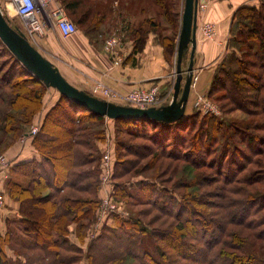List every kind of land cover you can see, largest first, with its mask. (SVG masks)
Returning a JSON list of instances; mask_svg holds the SVG:
<instances>
[{
  "label": "trees",
  "instance_id": "trees-1",
  "mask_svg": "<svg viewBox=\"0 0 264 264\" xmlns=\"http://www.w3.org/2000/svg\"><path fill=\"white\" fill-rule=\"evenodd\" d=\"M57 1L98 48L115 26L106 25L108 20H118L125 37L133 39L134 50L143 46L148 32H154L166 60L174 51L181 14L174 9L172 0H152L155 13L147 20L148 29L133 25L130 16L137 10L133 6L126 13L127 0H117L116 7V0ZM6 18L10 22L7 15ZM8 88L18 90L6 92ZM50 88L31 74L0 40V101L6 103L0 134L11 133V145L21 132L20 125L27 126L40 115L39 129L30 138L37 155L16 163L10 160L9 171L25 177L27 183L23 186L8 178L3 185L8 197L18 203V215L7 217L4 232L0 233V264H81L84 258L87 264H179L178 259L188 264H264L263 246L255 251V245L249 248L238 237L239 231L230 232L232 226L240 227L239 230H249L264 243V163L259 159L264 155V134L258 132L264 129V122L242 123L226 116L228 109L242 110L251 116L264 115V0L257 5L243 4L234 11L226 51L216 65L206 95L218 103L224 101L220 104L222 116L203 114L193 107L190 114L172 123L110 119L91 113L59 92L54 104L42 114L43 97ZM246 90H250V96ZM21 97V110L15 114L16 100ZM106 121L112 123L115 131L112 179L141 172H127L134 161L123 160L124 154L136 155L137 159L150 154L173 162L185 161L193 166L191 174H186L192 176L193 183H227L216 186L221 194L218 208L207 211L215 202L204 194L181 192L168 185L162 179V168L154 177L142 176L135 184L139 189L135 194L127 190L131 183L123 181L113 186L111 194L132 206L155 208L160 217H181L175 226L177 230L150 225L141 215L146 208H140L139 214L130 216L113 213L89 241L85 252L72 245L65 235L67 223L77 222L83 231L96 220L101 172L96 141L103 140ZM55 131L60 134L52 137ZM252 164L256 168H251ZM76 166L78 171L73 170ZM198 167H208L212 172H195ZM249 167L248 175L240 176ZM181 170H165L166 177L182 176L186 169ZM70 176L72 179H68ZM237 182L247 187L260 185L248 190L236 187ZM43 187L50 191L47 198L37 193ZM44 202L42 218L36 217L34 207ZM81 231L79 237L83 235ZM226 236L231 242L223 239ZM115 242L123 245L117 256L109 254L107 259L102 258L99 253L105 247L111 250L110 245ZM7 249L13 256H8Z\"/></svg>",
  "mask_w": 264,
  "mask_h": 264
},
{
  "label": "crops",
  "instance_id": "crops-1",
  "mask_svg": "<svg viewBox=\"0 0 264 264\" xmlns=\"http://www.w3.org/2000/svg\"><path fill=\"white\" fill-rule=\"evenodd\" d=\"M202 1L204 0H198V3ZM260 1L207 0L203 9L197 8L196 48L193 65V74L197 76V81L190 88L185 113L189 109H191L189 112L192 111L198 94L206 95L210 89L216 65L226 51L234 11L243 4L257 5ZM183 4L184 0H180L181 8H183ZM0 5L1 8L4 6V13L7 9L11 11L13 8L9 0H0ZM136 10V17H138L139 10ZM131 15L133 14L131 13ZM133 17L135 16L133 15ZM132 18H130L131 22ZM204 24H211L214 27L213 39L203 36L202 26ZM132 42L131 40L125 41L112 56L104 49L103 44L98 48L90 43L88 37L80 30L64 37L55 27H50L45 31V36L40 43L43 49L50 54L52 60H49L59 69L64 78L80 90L92 94V88L98 82L119 94H126L136 87L151 88L156 86L158 91L166 97V102H169L176 75L164 56L158 36L153 32L148 33L145 44L138 50L133 49ZM186 58L189 59V51L182 58V69H186L188 65L186 63L183 68ZM57 97L56 89L47 90L43 97L42 114L54 104ZM96 97L104 99L102 96L97 95ZM109 101L120 103L114 99ZM36 155L30 139L25 144H16L7 151V156L12 163L29 160ZM8 178L14 179L16 182L19 181L21 185L27 183L25 177L12 175L9 171L2 184H5ZM4 204V209L2 208L0 211V230H4L7 217L18 215L17 202L10 201L5 196Z\"/></svg>",
  "mask_w": 264,
  "mask_h": 264
},
{
  "label": "rangeland",
  "instance_id": "rangeland-1",
  "mask_svg": "<svg viewBox=\"0 0 264 264\" xmlns=\"http://www.w3.org/2000/svg\"><path fill=\"white\" fill-rule=\"evenodd\" d=\"M172 2L175 4L174 5V9L177 8L179 10L180 14H182L183 8H181L182 6L180 5V0H172ZM118 4H119V2L116 0L113 3V6L116 7ZM133 6H135L136 9L139 10V16L138 17H136V12L132 11L133 15L135 16L133 18H132L133 15L130 16V18H132L133 25H142L143 28L148 29L149 25L147 24V20L150 19L151 16H154V13H155L154 12L155 9L153 7L154 3L152 2V0H127V6H126L125 12L127 13V11H129V9L132 8ZM3 7L4 6H2V8H1L2 12L4 11ZM140 9H143L144 11H140ZM10 12L14 14L13 17H11L10 15H7L6 13L3 12L5 16L7 15V17H9L10 25L12 27L19 26L21 31H22V33L27 38V40H29L30 43L33 46H35L37 49H38V47H40V49H38V50L46 58L52 60L50 54L45 49H43V47L41 46V43H40V42H42V39L44 38L45 34H44V36H42L41 38H38V39H36V37L35 38L30 37L29 34L26 32L23 24L21 23L20 18L15 15L13 8H12V10ZM112 21L113 20H111V21L108 20V23L106 25H108L110 23H113L115 26H116V24H118V25H117L116 28L114 26L110 30V32L107 34L108 35L107 37L105 36L106 39H105V41L103 43V46L105 47L106 40L113 36V37H116V39H117L116 44H115V48L118 50L122 46V44H124L125 41H130V40L133 41V39H131L129 37L128 38L125 37V35H124L125 32L122 29V28H124L122 26V23H120V22L116 23V21H118V20L113 21V22ZM180 25H181V17H180V21H179V27H180ZM78 30L82 31L81 27L78 26ZM148 33H151V32H148ZM202 34L206 38V36L204 35L203 32H202ZM213 38H214V36L212 38H207V39H213ZM177 42H178V37H177V40L175 41L176 45H175L174 51L170 55V58L167 60L170 63L171 69L174 70V75H175V71H176ZM144 44H145V42H144ZM132 45L134 46L133 42H132ZM186 63H188V59L187 58H186V60H185V62L183 64V66H184L183 68H185V64ZM183 70H185V69H183ZM196 81L194 82V84L196 83ZM102 86L107 87V86H105L103 84H102ZM153 87H156V86H153ZM153 87H151V88H153ZM138 88L145 89V90L151 89V88H144V87L143 88L142 87H136V88H133L132 90L138 89ZM17 90L18 89H15V88H8L5 91L6 92L7 91L8 92H15ZM131 91H129V92H131ZM246 91H247V93L250 92V90H246ZM128 93H126V94H128ZM262 93H264V88L262 90ZM126 94H119V96L126 95ZM170 94H171V92H170ZM250 94H251V92L249 93V96H250ZM198 95H200V96H202L204 98V97H206L207 94L206 95L198 94ZM198 95L195 98V102L197 100ZM207 99H209L217 107V110H218V113H219L217 116H222V111H221V108H220L221 107L220 104L221 103L223 104L224 101L218 103L216 101L211 100L208 97H207ZM1 101H0V120L3 119L2 110L6 107V103L3 102L4 100H1ZM22 101H23L22 97H21V99L19 98L18 100H16L17 106L14 107L15 108V112L13 111L15 114H18L20 112V111H18V109L21 110L20 104L23 103ZM8 109H11V108L8 107ZM190 110L191 109H189V111ZM189 111L185 113L186 116L188 114H190ZM226 112L228 114V115H226L227 118H229L231 120H237V121H240L242 123H253L255 120H256V122H264V115H262V113L257 115V116H251L247 112H244V111L238 110V109H228V111H226ZM39 119H40V115H38V117L35 120H32V122L30 124H28L27 126H25L24 124L20 125V127H21L20 131L21 132L19 133L18 138L16 139V141L13 144H11V145L9 144V137H10L11 133H9L7 135L0 134V154L7 156V151L9 149H11L14 145H16V144H25V142L28 139L32 138V136L35 135L37 132L35 134H29V133L34 127H38V129H39ZM4 123L8 124L7 121L4 122ZM63 123H64V121H63ZM104 130L105 131H104L103 140L96 141V146L98 147V149L100 151V154H101V161H100V168H101L100 171L101 172L99 174L98 194H97V196L99 197V202H98V206H97V210H96V220H95V222L93 221V223L89 224L87 226V228H85L83 231H81L80 228H78L77 222L72 221V222H68L67 223L68 226H67V229H66L67 231H66L65 235H66L67 240L70 243H72V245L76 246L77 248H82L84 250V252H85V250H87L89 241L91 239H93L95 236L98 235V233L100 231V227L103 225V222H106L111 217V215L113 213H119L121 215H126V216L129 215L130 216L133 213L139 214L137 212V210L140 209V208H146L145 211H143L141 213V215L147 222L150 223V225L155 226V227H157V226L172 227V229L177 230L175 228V226L178 225V223L181 220L180 219L181 217L178 220L173 218V217H165V216L160 217L158 215L159 212L155 208L152 209L149 206H143V207L132 206V205L128 204L123 198L116 197V196H113L111 194V190L114 189L113 186L117 182H121V181H123V183H126V184H130L131 183L129 189H127V190L132 191L133 194H135L139 190L138 189V185H135V184L138 183V181L143 178L142 176L149 175V176H153L154 177L158 173H160V170L162 168L164 169V171L162 172V175H161V176H163L162 179H163V181L167 180L166 183L168 185L174 186L177 190H179L181 192H186V193L190 192V193H193V194H204V197L208 198V200L210 202H212V201L215 202V204H213V206H210V207L206 208L207 211H209V210L213 211V210H215V208H218V205L216 203L220 202L221 194L217 192L216 186L218 187V186H220L222 184L227 185V183H223L224 181L223 182L220 181L219 183L218 182H216V183H209L208 182L207 185H205V186H201V185L197 184L196 181H194L195 183H193L192 182V176H188V175L191 174V172H192L191 170L193 169L192 168L193 166L191 164H189L188 162H185V161H174L173 162V160H170L167 157L152 156L150 154L142 156L141 158L137 159L136 155L124 154L123 157H122L123 160L134 161V164H132L131 170H129L127 172H132V173H135L137 171H141V172L140 173L137 172V173L132 174V175H127L123 179H117V180L112 179L111 176H112V174L114 172L113 166H114V163H115L116 149H115V131H114V127H113V125H112V123L110 121H106V123L104 125ZM258 132L264 134V129H259ZM25 134H29L28 137L27 136L25 137V139H26L25 142L24 143L20 142L21 138ZM59 134H60L59 131H55V132L51 133V136L52 137L53 136L57 137ZM137 141H139V140H137ZM137 141H135V142H137ZM139 142L143 143V141H139ZM145 144H148V143H145ZM136 149H138V148H136ZM259 159H260L261 163H264V155H261V157H259ZM175 162H177V163H175ZM181 167H185V169H186L185 173H183L182 176L177 177V175H176V177H174V178L170 177L169 179L166 177L165 170L176 169V170H179L180 172H183L181 170ZM250 167L251 168H256L255 165H253V164ZM250 167L245 169L244 171H242L240 173V176H243V177L247 176L248 175V171L250 170ZM198 168L199 169L194 168L195 172L197 171V172H201V173H204V174H211V172H212L211 169H209L208 167H206V168L198 167ZM71 170H72V168H71ZM73 170L78 171L79 170L78 166H76V168L73 169ZM59 172H60V175H61L62 170L59 169ZM186 174H188V175H186ZM65 176L66 175H64V178H65ZM180 177H183V178H180ZM68 179H72V176H70ZM164 179H166V180H164ZM14 181L16 182V180H14ZM231 184L234 185V183H231ZM22 185L24 186L25 184H22ZM82 185L78 184L77 186L82 187ZM259 185L260 184L256 183L255 185H253L251 187H247L246 185L240 184L238 182L235 184L236 187H242V188H244V189L246 188L248 190H250V189L254 190V188L256 186H259ZM1 188H3V186H1ZM261 188H264V187H261ZM3 190H4V197L6 196L8 200L13 201L5 193V186H4ZM49 192H50L49 189L44 188V187L37 190V193L39 195H45L46 196V195L50 194ZM75 192H76V194H82L83 195V193H81V192L80 193H78L77 191H75ZM47 197L48 196H46V198ZM4 206H5V204H3V206H2L3 209H4ZM44 206H46V202H44L41 205H38V207H34L33 211H34V214H36V217H40L41 216V218H42V215L44 214V209H43ZM106 206H108V208H105ZM203 207H205V206H203ZM1 209H0V211H1ZM100 212H101L102 216L99 217L98 213H100ZM108 221H110V219ZM239 229H241V228L240 227H236V226H232L230 228V232H233L234 230L235 231H239L240 235H238V237H241V239L244 240L245 244H249L250 245L249 248H252V245H255V247H256L255 251L259 252V249L261 248V246L264 247V243L258 241L252 235V233L249 232V230H245V229L244 230H239ZM182 230H185V229H182ZM80 231L83 232L82 234L84 236L82 235L81 237H79L78 234H79ZM3 232H4L3 230H0L1 234H3ZM181 232H184V231H181ZM216 232H218V230ZM223 239H226L229 242H231V239L229 237H227V236L223 237ZM245 239H246V241H245ZM115 243H117V244L110 245V248H112L111 250L108 249V247H105V250H103V251L100 250L101 251L99 253L100 256L102 258H104V259H107L109 254H111L113 256L114 255L117 256V254L119 253L120 248L123 245L122 244H118V242H115ZM116 249L118 250L117 252H115ZM261 251H262L261 253L264 254V250H261ZM168 253L169 254L172 253L171 249H168ZM7 254H8V256H13V253H12V251L10 249H7ZM178 261L180 263L188 264L185 261H182L181 259H178ZM81 264H87V261H86L85 258L81 261Z\"/></svg>",
  "mask_w": 264,
  "mask_h": 264
},
{
  "label": "water",
  "instance_id": "water-1",
  "mask_svg": "<svg viewBox=\"0 0 264 264\" xmlns=\"http://www.w3.org/2000/svg\"><path fill=\"white\" fill-rule=\"evenodd\" d=\"M198 0H184L181 25L177 42V60L173 92L170 101L157 107L139 108L98 98L69 83L59 69L46 58L17 27H12L0 5V40L18 61L45 86L56 89L60 94L78 106L99 116L110 119H152L165 123L179 121L186 117L194 70L196 48V17ZM189 51L188 65L182 69L184 54Z\"/></svg>",
  "mask_w": 264,
  "mask_h": 264
},
{
  "label": "built area",
  "instance_id": "built-area-1",
  "mask_svg": "<svg viewBox=\"0 0 264 264\" xmlns=\"http://www.w3.org/2000/svg\"><path fill=\"white\" fill-rule=\"evenodd\" d=\"M207 0L198 3L197 8L203 9L206 6ZM12 4L14 13L20 18L26 32L30 37L36 39L44 36L45 31L50 27H55L59 33L64 36H70L77 32L78 27L71 21L62 4L57 0H9ZM202 32L206 38H212L215 35L214 27L211 24H204L202 26ZM116 37H110L105 42L104 49L114 56L117 52L115 48ZM197 76L193 74L191 87L194 85ZM92 94L94 96H102L105 100H117L121 104L135 106L139 108L157 107L166 102V97L160 93L157 87H153L149 90L134 89L126 95L119 96L110 88L102 86L101 83H96L92 88ZM168 99V98H167ZM203 114L217 116V107L207 97L198 95L194 104ZM38 127H34L29 134H35ZM29 134H25L20 142H25V137ZM10 167V159L8 156L0 154V209L4 204V197L1 192L2 181L7 177ZM105 208H108L106 206ZM99 217L102 216L101 212L98 213Z\"/></svg>",
  "mask_w": 264,
  "mask_h": 264
},
{
  "label": "bare ground",
  "instance_id": "bare-ground-1",
  "mask_svg": "<svg viewBox=\"0 0 264 264\" xmlns=\"http://www.w3.org/2000/svg\"><path fill=\"white\" fill-rule=\"evenodd\" d=\"M6 12V14L7 15H10L11 17H13L14 16V14L13 13H11L8 9L5 11Z\"/></svg>",
  "mask_w": 264,
  "mask_h": 264
}]
</instances>
